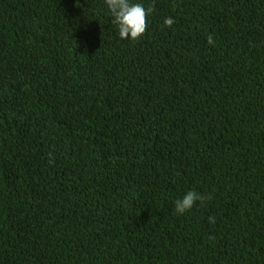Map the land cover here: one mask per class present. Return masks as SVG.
I'll list each match as a JSON object with an SVG mask.
<instances>
[{
  "label": "trees",
  "instance_id": "16d2710c",
  "mask_svg": "<svg viewBox=\"0 0 264 264\" xmlns=\"http://www.w3.org/2000/svg\"><path fill=\"white\" fill-rule=\"evenodd\" d=\"M139 2L0 0V264H264V0Z\"/></svg>",
  "mask_w": 264,
  "mask_h": 264
},
{
  "label": "clouds",
  "instance_id": "9594fccd",
  "mask_svg": "<svg viewBox=\"0 0 264 264\" xmlns=\"http://www.w3.org/2000/svg\"><path fill=\"white\" fill-rule=\"evenodd\" d=\"M107 12L112 17L118 36L121 39H139L147 28V17L152 13V8H145L139 0H104ZM174 23L172 17H165L163 24L171 27ZM209 37V43H212ZM206 197L195 190L186 191L182 197L174 201L175 211L183 214L190 211L197 201H203ZM214 220V218H209Z\"/></svg>",
  "mask_w": 264,
  "mask_h": 264
}]
</instances>
